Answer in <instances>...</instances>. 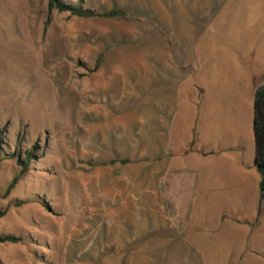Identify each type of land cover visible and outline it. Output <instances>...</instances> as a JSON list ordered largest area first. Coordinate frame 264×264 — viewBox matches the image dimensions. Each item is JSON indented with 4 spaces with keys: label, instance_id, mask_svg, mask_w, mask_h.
I'll use <instances>...</instances> for the list:
<instances>
[{
    "label": "rangeland",
    "instance_id": "obj_1",
    "mask_svg": "<svg viewBox=\"0 0 264 264\" xmlns=\"http://www.w3.org/2000/svg\"><path fill=\"white\" fill-rule=\"evenodd\" d=\"M54 1L126 17L0 0V263L264 264V0Z\"/></svg>",
    "mask_w": 264,
    "mask_h": 264
},
{
    "label": "trees",
    "instance_id": "obj_2",
    "mask_svg": "<svg viewBox=\"0 0 264 264\" xmlns=\"http://www.w3.org/2000/svg\"><path fill=\"white\" fill-rule=\"evenodd\" d=\"M49 9L55 5L58 10H68L72 14L81 16V17H92V16H102V17H126V13L121 9H112L109 12L95 13L89 9L75 8L62 5L60 2L55 3L54 0H49ZM252 132L254 140V154L252 165L259 174V190L261 192V197H264V83L260 85L254 92V101H253V118H252ZM23 166L26 168V162L23 163ZM14 178L10 184V187L16 182ZM9 187V188H10ZM2 213H0V216ZM15 240L11 236H1L0 243L5 241ZM1 264V263H0Z\"/></svg>",
    "mask_w": 264,
    "mask_h": 264
},
{
    "label": "bare ground",
    "instance_id": "obj_3",
    "mask_svg": "<svg viewBox=\"0 0 264 264\" xmlns=\"http://www.w3.org/2000/svg\"><path fill=\"white\" fill-rule=\"evenodd\" d=\"M60 117V116H59Z\"/></svg>",
    "mask_w": 264,
    "mask_h": 264
},
{
    "label": "crops",
    "instance_id": "obj_4",
    "mask_svg": "<svg viewBox=\"0 0 264 264\" xmlns=\"http://www.w3.org/2000/svg\"><path fill=\"white\" fill-rule=\"evenodd\" d=\"M253 133V132H252Z\"/></svg>",
    "mask_w": 264,
    "mask_h": 264
}]
</instances>
